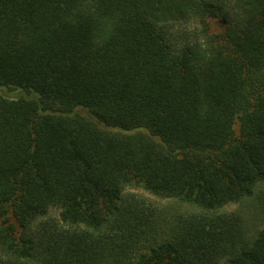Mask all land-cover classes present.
<instances>
[{"label": "trees", "instance_id": "16d2710c", "mask_svg": "<svg viewBox=\"0 0 264 264\" xmlns=\"http://www.w3.org/2000/svg\"><path fill=\"white\" fill-rule=\"evenodd\" d=\"M0 264H264V0H0Z\"/></svg>", "mask_w": 264, "mask_h": 264}, {"label": "rangeland", "instance_id": "374dc122", "mask_svg": "<svg viewBox=\"0 0 264 264\" xmlns=\"http://www.w3.org/2000/svg\"><path fill=\"white\" fill-rule=\"evenodd\" d=\"M1 93L9 98H18L21 93L16 91V92H9L7 90L1 91ZM236 133L239 132V126H235ZM132 191L148 198L149 200L161 204L164 206H172V201L170 200H164L160 197L154 196L147 191L141 189V188H134ZM174 206V205H173ZM222 211L224 212H239L242 215H244L245 220L247 221L248 227L250 228L251 231L258 230L262 227L263 225V217L261 216L260 210L256 206V201L255 199H246L245 201L241 203H234L225 206Z\"/></svg>", "mask_w": 264, "mask_h": 264}]
</instances>
